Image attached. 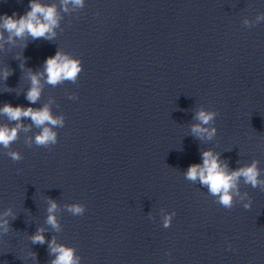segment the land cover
<instances>
[{
	"label": "clouds",
	"instance_id": "9594fccd",
	"mask_svg": "<svg viewBox=\"0 0 264 264\" xmlns=\"http://www.w3.org/2000/svg\"><path fill=\"white\" fill-rule=\"evenodd\" d=\"M85 0H59L55 2H45V0H30L29 10L23 15L17 17L16 13L11 16L0 15V49L5 44H13L16 40H26L31 37L33 40L45 39L52 41L57 33L56 29L60 26L62 13H70L83 9ZM260 21H264V13L256 17L253 23L248 19L242 21L246 27H253ZM7 33V36H5ZM26 47V44H25ZM23 67V65H21ZM83 71V65L80 59L70 53L57 49L55 55L49 56L43 65L42 71H32L28 69L26 76L30 80V86L26 92V99L30 105H35L43 91L44 83L53 87L63 84L65 81L75 83L79 74ZM12 75V70L5 67L0 71V77L5 81ZM70 99H76L75 94L69 96ZM0 115L7 117L8 121L15 122L14 126L9 124H0V147L8 150L7 155L13 161H20L23 157L20 152L11 150V145L19 139L21 131L29 132L32 126L39 131L34 138L25 141L29 147L34 143L37 146L50 147L58 142V133L56 128H62L65 124L64 115H55L52 112L51 103L44 104L41 107L32 106H13L5 103L0 107ZM217 112L208 110L204 107L199 108L194 116L196 123L190 126V134L201 141H211L217 134V128L214 127ZM24 120H30L31 124L25 125ZM202 163H192L184 172L186 180L192 183H199L207 189L210 196L215 198V202L226 209H232L237 202H243L245 209L251 208V198L247 192L240 191L241 181L252 188L259 187L264 191V178L258 165L259 161L253 159L250 163L239 166L235 169L229 168L226 162L220 159V153L211 148L203 150L201 153ZM47 218L46 223L55 231H60V223L56 217L58 204L55 200L47 199ZM66 210L74 216L83 215L86 208L82 203L67 204ZM175 212H165L162 217V226L168 228ZM16 219L12 208L9 207L0 212V233L7 234L11 229V221ZM150 218H153L150 216ZM43 228H37L36 232L30 236L33 245H43L47 243L49 256L53 257L50 264H81V257L77 255L74 247L58 243L56 237L47 240ZM231 247V246H229ZM29 255H36L29 253ZM171 255V253H167Z\"/></svg>",
	"mask_w": 264,
	"mask_h": 264
}]
</instances>
